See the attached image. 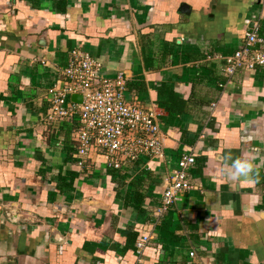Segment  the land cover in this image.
Instances as JSON below:
<instances>
[{
    "label": "crops",
    "instance_id": "obj_1",
    "mask_svg": "<svg viewBox=\"0 0 264 264\" xmlns=\"http://www.w3.org/2000/svg\"><path fill=\"white\" fill-rule=\"evenodd\" d=\"M254 26L264 0H0V264H264V67L223 73ZM73 50L123 74L162 157L77 165V122L46 119ZM184 153L192 189L158 217ZM227 154L255 157L252 182Z\"/></svg>",
    "mask_w": 264,
    "mask_h": 264
},
{
    "label": "built area",
    "instance_id": "obj_2",
    "mask_svg": "<svg viewBox=\"0 0 264 264\" xmlns=\"http://www.w3.org/2000/svg\"><path fill=\"white\" fill-rule=\"evenodd\" d=\"M223 73L231 78L238 72L264 67V35L254 26L245 33L242 43L224 58ZM101 64L82 50H73L67 67L61 71L62 88H51L49 122L66 120L77 122L75 130L77 165L85 166V158L96 151H104L109 169H120L121 161L134 162L139 156L160 158L163 140L156 114L142 107L130 105L124 99L126 79L123 74L113 79L99 76ZM80 95L81 103L70 101ZM195 164L190 154H182L177 168L169 176L157 215L161 217L180 196L192 189L187 173ZM150 238L144 237L136 244L140 253ZM194 259L195 254L189 253ZM192 264H200L192 262Z\"/></svg>",
    "mask_w": 264,
    "mask_h": 264
},
{
    "label": "clouds",
    "instance_id": "obj_3",
    "mask_svg": "<svg viewBox=\"0 0 264 264\" xmlns=\"http://www.w3.org/2000/svg\"><path fill=\"white\" fill-rule=\"evenodd\" d=\"M254 156H244L233 158L231 154L223 157V165L220 169L221 175L228 180L239 183L240 181L252 182L253 175L256 173Z\"/></svg>",
    "mask_w": 264,
    "mask_h": 264
},
{
    "label": "water",
    "instance_id": "obj_4",
    "mask_svg": "<svg viewBox=\"0 0 264 264\" xmlns=\"http://www.w3.org/2000/svg\"><path fill=\"white\" fill-rule=\"evenodd\" d=\"M70 101L73 103H81L82 97L80 95H72Z\"/></svg>",
    "mask_w": 264,
    "mask_h": 264
}]
</instances>
